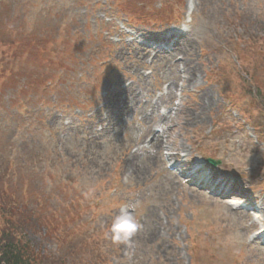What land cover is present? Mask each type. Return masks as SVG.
<instances>
[{"label":"rangeland","instance_id":"rangeland-1","mask_svg":"<svg viewBox=\"0 0 264 264\" xmlns=\"http://www.w3.org/2000/svg\"><path fill=\"white\" fill-rule=\"evenodd\" d=\"M4 172L45 264H264V0H0Z\"/></svg>","mask_w":264,"mask_h":264},{"label":"trees","instance_id":"trees-1","mask_svg":"<svg viewBox=\"0 0 264 264\" xmlns=\"http://www.w3.org/2000/svg\"><path fill=\"white\" fill-rule=\"evenodd\" d=\"M7 165V170H10L9 160ZM5 176L9 177L7 183L4 182ZM13 177L5 172L0 176V264H45L46 258L33 251L24 232L27 228H33L35 223L48 231L47 224L37 209L27 203L26 197L18 203L16 196L9 191L12 182L15 186Z\"/></svg>","mask_w":264,"mask_h":264},{"label":"bare ground","instance_id":"bare-ground-1","mask_svg":"<svg viewBox=\"0 0 264 264\" xmlns=\"http://www.w3.org/2000/svg\"><path fill=\"white\" fill-rule=\"evenodd\" d=\"M187 12H189V9L187 8ZM146 39L148 40H152L154 42H169L171 40H174L175 39V43L174 45L172 46V52L174 51H177V50H181V40H182V37L179 36L178 33L176 32H173V31H168L166 32L165 35L163 36H157V35H154V36H149V37H146ZM130 45H134V42H132ZM134 53H137L138 55H140V60H142L143 58H146V57H150L151 55H154L155 58L158 57V55L160 54V50H156L153 46H149V45H141V44H138L136 46H134ZM162 52L165 54V53H168L166 52V50H162ZM180 52V51H178ZM174 83H172L173 85ZM120 91L123 89L122 86H119L118 88ZM117 93V92H115ZM114 93V94H115ZM113 94V95H114ZM116 95H114L112 97V99L115 98ZM126 103L125 101H115L113 102V106H125ZM156 135V134H155ZM145 138H148V137H145ZM150 144L154 146V148L156 149V151L159 153L161 151V147H162V143H161V139L159 136H155L154 138L151 139L150 141Z\"/></svg>","mask_w":264,"mask_h":264},{"label":"clouds","instance_id":"clouds-1","mask_svg":"<svg viewBox=\"0 0 264 264\" xmlns=\"http://www.w3.org/2000/svg\"><path fill=\"white\" fill-rule=\"evenodd\" d=\"M142 228L138 219L126 207L120 209V214L114 216L110 225L112 238L117 242L128 241L133 234Z\"/></svg>","mask_w":264,"mask_h":264},{"label":"water","instance_id":"water-1","mask_svg":"<svg viewBox=\"0 0 264 264\" xmlns=\"http://www.w3.org/2000/svg\"><path fill=\"white\" fill-rule=\"evenodd\" d=\"M207 162L211 163V164H214L216 162L212 161V160H207Z\"/></svg>","mask_w":264,"mask_h":264}]
</instances>
